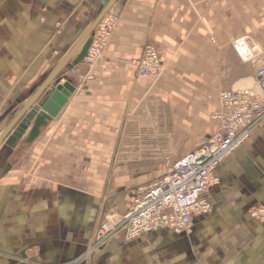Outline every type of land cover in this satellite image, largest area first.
<instances>
[{"label": "crops", "instance_id": "0c3cea01", "mask_svg": "<svg viewBox=\"0 0 264 264\" xmlns=\"http://www.w3.org/2000/svg\"><path fill=\"white\" fill-rule=\"evenodd\" d=\"M108 1L0 0V134ZM106 14L118 21L101 57L71 65L79 48L34 103L67 82L73 90L58 114L31 144L22 141L32 122L20 139L9 134L0 144V264H66L82 255L103 213L120 204L122 192L107 198L104 187L150 184L203 145L211 134H193L217 129L219 93L255 80L264 64V0H116ZM241 37L260 51L250 61L233 47ZM146 45L161 72L142 78L133 61ZM128 133H171L155 157L143 156L138 178L128 164L148 151L116 147ZM215 176L211 212L186 232L127 240L120 231L80 264H264V226L248 215L264 208V123Z\"/></svg>", "mask_w": 264, "mask_h": 264}, {"label": "built area", "instance_id": "2783aa9c", "mask_svg": "<svg viewBox=\"0 0 264 264\" xmlns=\"http://www.w3.org/2000/svg\"><path fill=\"white\" fill-rule=\"evenodd\" d=\"M106 15L92 33L84 58L87 64H93L101 57L117 24V17ZM246 40L247 37H241L233 43L239 55L237 47ZM255 50V46L251 47L252 54ZM255 57L249 55L248 60ZM133 64L138 77L157 76L161 72L159 55L149 45ZM255 75L258 95L252 87L222 91L218 97L219 109L212 115L218 123L217 129L203 145L181 157L148 187L140 189L122 215L121 228L127 240L163 229L186 232L195 218L211 212L206 193L218 183L217 167L244 145L252 131L264 122V64L256 69ZM248 215L264 226V208L252 207ZM111 232L112 228L102 224L96 230L95 240H105Z\"/></svg>", "mask_w": 264, "mask_h": 264}, {"label": "water", "instance_id": "95a60500", "mask_svg": "<svg viewBox=\"0 0 264 264\" xmlns=\"http://www.w3.org/2000/svg\"><path fill=\"white\" fill-rule=\"evenodd\" d=\"M116 0H109L103 7L95 20L91 23L82 37L79 39L75 47L72 49L66 59L55 68L52 73L46 78V80L40 85V87L33 93L27 103L20 109L17 115L12 119L9 125L0 134V144L4 139L11 134L12 137L20 139L24 131L31 124V128L27 137L22 141L23 144H31L40 134L41 128L45 127L49 121L54 118L61 107L65 104L66 99L70 96L73 88L69 83H63V85L56 84L54 89L47 93V96L42 99L37 107H34V103L40 98L41 94L46 88L56 79L58 74L62 71L70 57L80 48V51L71 63V65L79 64L87 55L88 49L91 44V35L106 15L111 6Z\"/></svg>", "mask_w": 264, "mask_h": 264}, {"label": "rangeland", "instance_id": "374dc122", "mask_svg": "<svg viewBox=\"0 0 264 264\" xmlns=\"http://www.w3.org/2000/svg\"><path fill=\"white\" fill-rule=\"evenodd\" d=\"M255 53L259 54V51H255ZM255 53H253V54L257 55ZM247 61H250V60H247ZM254 82H255V80L250 81L249 83L243 85L241 88L251 87L254 84ZM255 93H257V95H258L259 91H255ZM212 133H213V131H212ZM212 133H194L193 135L196 138V137H199V136L200 137L204 136V134H206V137H202L203 140L205 141L207 136H209ZM168 135H171V133H128V136H126L125 140H123V141H122V138L119 139L117 137V139H116V147L119 146L121 150H122L123 144L125 142L132 150L135 149L137 152L141 148L144 149V147H146V150H144V152L148 151L147 154L145 152V153L141 154L140 157L137 154L136 155H132V157L135 158L136 162L132 163V161H130V164H128V167H127L128 170H126L129 173V176L131 178H138L139 177L140 170L138 169L139 168L138 166L142 163L141 159L143 158V156L155 157L158 154L156 152L158 150L157 147L158 146H163L164 147L167 144V142L172 139ZM178 139H180V138H178ZM184 139L185 138H182V139H180V141H182ZM174 140L176 141V139H174ZM195 149H197V148H195ZM154 171L156 172V171H158V169H155ZM162 172L164 173V167L161 169V173ZM149 185H150L149 182L144 181V183H140L139 185L131 184V185H117V186L115 185V186L104 187V189L105 188L109 189L107 198H108V196H109V198L112 197V194L111 195L109 194L111 192L112 193H114V192H122L121 195H120L121 197H120L119 207H118V205H115V203H114L113 205L110 206L109 209H107L106 213H103V217L99 221L98 226L96 227V229L94 231V234L92 236V239H91L88 247L84 249L82 255H80L79 257H77L75 259H72L71 261H69L66 264H78V263L80 264L82 261H86V262L91 261V257L94 255V252H96L99 248L103 247L106 244V242L113 235L117 234L120 231H123L122 228H121L122 210L128 207V205L131 202L133 196L136 195L137 193H139V190L141 188L148 187ZM102 224H107L110 228H112V232L107 237V239L102 240V241H96L95 240L96 230Z\"/></svg>", "mask_w": 264, "mask_h": 264}, {"label": "bare ground", "instance_id": "6f19581e", "mask_svg": "<svg viewBox=\"0 0 264 264\" xmlns=\"http://www.w3.org/2000/svg\"><path fill=\"white\" fill-rule=\"evenodd\" d=\"M255 47H256V50L255 51H258L257 50L258 49L257 46H255ZM237 48H238V51L240 53V57L244 61H247L248 60V56L249 55H253L252 54V51H251V48L249 47V45H248V43L246 41H243L242 43H239V45H238ZM255 90L258 91L257 88Z\"/></svg>", "mask_w": 264, "mask_h": 264}]
</instances>
